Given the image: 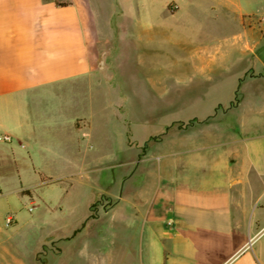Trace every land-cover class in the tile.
<instances>
[{
	"label": "crops",
	"instance_id": "crops-1",
	"mask_svg": "<svg viewBox=\"0 0 264 264\" xmlns=\"http://www.w3.org/2000/svg\"><path fill=\"white\" fill-rule=\"evenodd\" d=\"M128 1L0 0V264L4 228L34 193L75 224L58 236L67 264H264V26L244 30L224 99L211 94L221 49L205 46L175 104L121 121L119 98L138 91L134 46L153 29L123 24L142 10ZM121 47L128 59L109 61ZM173 110L157 135L136 131Z\"/></svg>",
	"mask_w": 264,
	"mask_h": 264
},
{
	"label": "rangeland",
	"instance_id": "rangeland-1",
	"mask_svg": "<svg viewBox=\"0 0 264 264\" xmlns=\"http://www.w3.org/2000/svg\"><path fill=\"white\" fill-rule=\"evenodd\" d=\"M167 1L173 2L168 6L170 9L178 5L176 14H161L159 0H137L136 7L138 11L142 10L136 16H122L123 24L127 22L126 24L130 23L141 29L153 26V29L151 35L149 33L141 35V39H138L134 46L135 55L132 58L136 57L134 59L136 63L132 67L137 70V78L130 83L136 84L138 91L135 97L123 95L119 98V103L126 109L120 116L121 121L130 119L131 115L135 117L133 110L143 106L160 109L168 108L167 101L170 102V106L175 104L177 91L181 90L184 84L187 85L189 79L198 77L196 67L199 65L197 66L195 57L205 46L211 49L217 46L218 50L221 49V53L217 56L218 61L213 67V74L218 79L217 86L212 89L211 94L217 99H224L231 82L230 78L242 73L241 66L235 63L242 56L239 50L243 44L241 38L244 30L248 27L264 26V0ZM117 2L124 11L129 1L117 0ZM145 5L153 9V15L149 18L143 14ZM101 13H105V10L102 9ZM114 14L112 17L104 16V19L113 24L116 15L119 14L117 8ZM149 36L153 37L151 42L148 40ZM126 51L123 47L120 50H110L107 58L119 64L128 59ZM225 52L228 53L223 56ZM257 53L264 57V46L260 47ZM222 57L227 61H220ZM144 83L147 85L144 86ZM126 84L128 85L129 81H126ZM192 85L193 83L186 88V92L192 90ZM129 109L133 114L128 112ZM102 115L104 120L109 119L107 113H101L100 116ZM180 117L181 115L173 110L160 115L157 119H148L147 128L136 131H140L141 135L150 133L149 135L154 136L161 130L162 125L176 122ZM24 179L28 180L27 177ZM58 197L56 195V198ZM30 201L32 204H28ZM30 201L21 212L17 226H9L6 229L3 227L11 240L6 242L7 251L1 252L2 264H67L65 256L67 247L65 241L59 240L61 238L58 236L64 234L70 227L74 228L75 224L68 225L65 218L58 217V209L54 210L52 207L42 205L36 193ZM99 201L103 202V200ZM96 209L97 202L91 206L92 216L96 215ZM50 233L56 236L58 242L50 237Z\"/></svg>",
	"mask_w": 264,
	"mask_h": 264
},
{
	"label": "built area",
	"instance_id": "built-area-1",
	"mask_svg": "<svg viewBox=\"0 0 264 264\" xmlns=\"http://www.w3.org/2000/svg\"><path fill=\"white\" fill-rule=\"evenodd\" d=\"M0 139L3 140V141H8V138L7 137H3V138H0ZM11 222H12V219L11 218H7L5 220V225L6 226H9L11 224Z\"/></svg>",
	"mask_w": 264,
	"mask_h": 264
},
{
	"label": "trees",
	"instance_id": "trees-1",
	"mask_svg": "<svg viewBox=\"0 0 264 264\" xmlns=\"http://www.w3.org/2000/svg\"><path fill=\"white\" fill-rule=\"evenodd\" d=\"M55 4H56L57 6H60V7H63V6L66 5L65 3H60V2H58V1H56V0H55Z\"/></svg>",
	"mask_w": 264,
	"mask_h": 264
}]
</instances>
